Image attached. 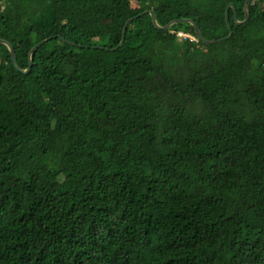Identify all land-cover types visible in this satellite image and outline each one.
<instances>
[{
  "label": "trees",
  "instance_id": "obj_1",
  "mask_svg": "<svg viewBox=\"0 0 264 264\" xmlns=\"http://www.w3.org/2000/svg\"><path fill=\"white\" fill-rule=\"evenodd\" d=\"M140 3L0 0V264H264V0Z\"/></svg>",
  "mask_w": 264,
  "mask_h": 264
},
{
  "label": "rangeland",
  "instance_id": "obj_2",
  "mask_svg": "<svg viewBox=\"0 0 264 264\" xmlns=\"http://www.w3.org/2000/svg\"><path fill=\"white\" fill-rule=\"evenodd\" d=\"M170 2H171V0H167V3H170ZM130 4L132 7H140L141 6L140 0H130ZM48 20H49V17L47 15H45L44 20H40V18L38 17L37 23L44 24V23H47ZM172 33H174V32H172ZM175 36H176V40L179 43H181L184 40V38H179L176 34H175ZM192 39H194V37ZM151 41L152 40L150 39L148 41V43H150ZM193 41H195V40H193ZM183 49L184 48L181 46L177 50H178V52H182ZM182 61H183L182 59H178V62H182ZM189 69H190V66H187V62H184V67L182 69H178V64L176 63L172 66L173 77L175 78L176 81L182 82L185 79V76H187ZM186 80H187V78L184 81H186ZM165 86H168V85L166 84L163 87V91H162L163 100H168V102L177 103V104L183 106L184 108H186L188 111H191V112L196 113V114H201L204 112L205 106L201 102V100L198 99L196 96L189 94V93L178 94L177 92L173 91L170 88L167 89ZM55 112H58V110H56Z\"/></svg>",
  "mask_w": 264,
  "mask_h": 264
},
{
  "label": "water",
  "instance_id": "obj_3",
  "mask_svg": "<svg viewBox=\"0 0 264 264\" xmlns=\"http://www.w3.org/2000/svg\"><path fill=\"white\" fill-rule=\"evenodd\" d=\"M248 1H249V0H245V3H244V9H245L246 18L248 17V10H247V6H246L247 3H248ZM230 6H231V4H228V6H227L226 9H225V21H226V24H227V27H228V30H229V33H228L227 36H225V37H223V38H220V39H213V40H206V39H205V40H204L203 37H202V35H201V33H200V30H199L198 25L195 24V22H194L193 20H189L192 24H194L195 34H196L197 38H198V39H201V40H203V41H205V42H210V43H215V42H218V41H220V40H223V39H227V38H229V37L231 36V34H232V28H231L230 21H229V17H228V10H229ZM233 9H234V6H233ZM149 11H150V14H151V17H152L153 24L156 25V26L159 27V28L168 29V28L170 27V25L173 24V23H176V22H178V21H187V19H173V20L169 21L164 27H160V26H158V24L156 23V19H155L154 11H153L152 9H150ZM145 12H147V10L140 12V13L138 14V16H141V15L144 14ZM246 18H245V19H246ZM132 20H133V18H130V19H128V20L125 22L124 27H123V30H122L121 41H120V43H119L118 46H120V45L123 44L124 39H125V31H126L127 25H128ZM43 42H44V40H43V41H40V42H38V43H36V44L31 48L30 53H32V52H33L38 46H40ZM0 43H4V44L8 47V49H9V51H10V53H11V57H12V61H13L14 65L17 67L18 70H20V68L16 65L15 51H14V48H13V46L11 45V43H10L9 41H7V40H5V39H1V38H0ZM118 46H116L115 48H117ZM30 64H31V63H30ZM26 71H27V70H25V72H26Z\"/></svg>",
  "mask_w": 264,
  "mask_h": 264
},
{
  "label": "built area",
  "instance_id": "obj_4",
  "mask_svg": "<svg viewBox=\"0 0 264 264\" xmlns=\"http://www.w3.org/2000/svg\"><path fill=\"white\" fill-rule=\"evenodd\" d=\"M173 32H174L179 38H184V40L187 39V38H189V39H191V40H195V41H196L195 37L192 36V35L189 34V33H185V32H183V31H181V30L173 31ZM193 37H194V39H192Z\"/></svg>",
  "mask_w": 264,
  "mask_h": 264
},
{
  "label": "clouds",
  "instance_id": "obj_5",
  "mask_svg": "<svg viewBox=\"0 0 264 264\" xmlns=\"http://www.w3.org/2000/svg\"><path fill=\"white\" fill-rule=\"evenodd\" d=\"M173 32V31H172ZM190 34V33H189Z\"/></svg>",
  "mask_w": 264,
  "mask_h": 264
}]
</instances>
